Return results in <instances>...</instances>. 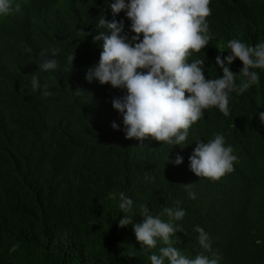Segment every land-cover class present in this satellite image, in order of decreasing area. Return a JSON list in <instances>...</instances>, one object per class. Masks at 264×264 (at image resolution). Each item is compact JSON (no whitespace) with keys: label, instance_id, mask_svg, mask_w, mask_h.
Here are the masks:
<instances>
[{"label":"trees","instance_id":"1","mask_svg":"<svg viewBox=\"0 0 264 264\" xmlns=\"http://www.w3.org/2000/svg\"><path fill=\"white\" fill-rule=\"evenodd\" d=\"M210 8L213 38L189 57L205 60L206 79L222 77L215 60L227 56L228 41L264 42V0H211ZM103 11L104 0H13V12L0 18V264H150L133 226H118L121 192L134 202V223L144 206L158 215L178 203L186 216L176 222V246L190 258L212 255L198 244L200 226L219 264H264V71L259 85L232 94L230 116L206 110L184 144L149 138L141 145L111 127L123 128L111 104L120 90L85 80L100 59L93 36ZM120 19L128 32L130 21L124 13ZM53 48L60 67L39 73L51 93L45 97L30 81L40 53L51 58ZM74 54L72 68L67 56ZM242 67L236 60L230 70ZM216 134L232 146L234 170L219 180L197 177L188 161L195 142ZM177 154L182 165L167 163ZM190 184L196 199L188 197Z\"/></svg>","mask_w":264,"mask_h":264},{"label":"clouds","instance_id":"2","mask_svg":"<svg viewBox=\"0 0 264 264\" xmlns=\"http://www.w3.org/2000/svg\"><path fill=\"white\" fill-rule=\"evenodd\" d=\"M211 0H104V11L98 17V34L93 42L102 51L99 62L87 68V83L110 85L122 95L113 97L112 108L122 118L123 128L113 122L114 131H123L125 139L143 142L151 138L163 144L179 146L189 137L190 128L205 117V111L218 109L230 116V98L241 95L260 84V71H264V42L254 46L240 39L228 41L227 56L220 52L215 64L222 77H205V60L189 61L193 53H200L213 38L207 18L211 15ZM110 9L112 19H107ZM13 12V0H0V18ZM124 13L130 21L128 32L125 20H117ZM132 33L130 36L128 33ZM90 35V34H85ZM40 53L39 71L31 75L33 90L43 88L42 94L51 93L48 85H41L39 73H48L60 67L55 58L59 49ZM75 54L67 56L73 68ZM239 60L243 67L234 74L231 65ZM239 77V83H237ZM264 125V111L258 114ZM189 156V170L197 177L219 180L234 170L237 156L225 136L216 134L211 140L196 141ZM183 149V148H181ZM183 156L177 154L167 163L180 166ZM189 199H196L194 184L184 186ZM119 209L124 215L117 221L120 228L133 226L142 250L151 252L150 264H219L218 255L212 251V239L204 228L196 226L198 244L211 256L199 254L194 258L185 255L176 245L177 233L186 211L179 206L166 207L158 215L144 206L141 223H134L130 213L134 202L125 193L119 194ZM166 216L167 220L162 219ZM158 244L159 252L152 251Z\"/></svg>","mask_w":264,"mask_h":264}]
</instances>
